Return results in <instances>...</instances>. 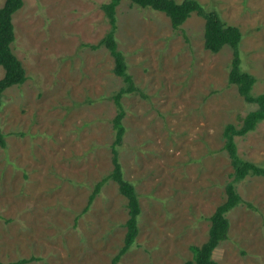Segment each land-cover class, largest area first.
<instances>
[{"label":"rangeland","instance_id":"obj_1","mask_svg":"<svg viewBox=\"0 0 264 264\" xmlns=\"http://www.w3.org/2000/svg\"><path fill=\"white\" fill-rule=\"evenodd\" d=\"M182 3L184 0H176ZM238 27L242 70L264 94V0H196ZM5 0H0V7ZM111 0H24L15 13L14 54L27 80L4 92L0 129V260L3 264H111L123 246L127 200L109 182L110 146L122 87L105 46L101 9ZM118 48L139 93L125 96L127 136L120 159L140 195L138 245L118 264H183L208 239L209 218L226 200L233 168L221 151L226 124L257 109L229 85L233 49L205 47L202 17L174 30L163 13L123 0ZM0 67V80L4 77ZM239 155L264 165V122L236 139ZM251 204L229 215L213 259L264 264V179L237 185Z\"/></svg>","mask_w":264,"mask_h":264},{"label":"trees","instance_id":"obj_2","mask_svg":"<svg viewBox=\"0 0 264 264\" xmlns=\"http://www.w3.org/2000/svg\"><path fill=\"white\" fill-rule=\"evenodd\" d=\"M123 0H111L103 4L104 11L109 23L110 31L98 45H88L91 49H98L105 46L114 58V74L122 78L124 87L113 95L112 100L116 109V115L112 120L114 140L110 146L112 153V171L95 183L88 199L87 211L94 203L96 197L109 183L118 185L119 193L127 200L128 219L125 223L126 233L123 246L117 255L112 259L111 264H118L123 256L138 245L140 234V219L142 208L140 195L133 182L125 178V172L120 159V152L124 148L127 136V128L124 124L126 110L123 98L128 95L139 93L132 75L128 70V64L124 53L119 50L116 39L118 29L117 8ZM141 8H149L165 14L171 22L174 30H179L186 21L196 14L205 21L204 42L205 47L210 52L219 53L224 47L233 49V59L229 70V85H236L239 95L248 103L257 105V109L247 113L240 121L239 125L234 123L226 124L222 139L224 140L221 151H225L230 159L233 173L231 180L225 186L226 200L217 207L209 218L210 228L207 241L201 246L192 248L194 257L183 264H221L213 259L216 249L222 242L227 240L230 231V219L228 215L237 207L245 205L251 207L238 192L237 185L243 183L248 178L261 177L264 179V165L243 159L239 155L236 139L245 137L254 132L257 127L264 122V94L254 95L253 89L257 78L244 72L241 67L240 45L243 40L241 30L236 26H228L214 11H207L196 0H184L178 3L176 0H130ZM24 5V0H5L0 7V67L5 71L4 77L0 80V112L3 105L4 92L16 85H22L27 80L26 70L22 62L14 54L12 45L15 41V26L13 17ZM1 131V129H0ZM1 146L5 147L4 137L0 132ZM251 208H254L253 206ZM0 264L3 262L0 260Z\"/></svg>","mask_w":264,"mask_h":264}]
</instances>
